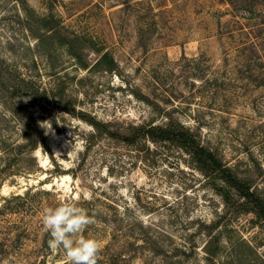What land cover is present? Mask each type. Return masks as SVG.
<instances>
[{
  "label": "rangeland",
  "instance_id": "1",
  "mask_svg": "<svg viewBox=\"0 0 264 264\" xmlns=\"http://www.w3.org/2000/svg\"><path fill=\"white\" fill-rule=\"evenodd\" d=\"M227 5L0 0V206H9L0 221L2 233H12L0 242V264H66L42 223L44 209L64 201L95 220L81 235L100 242L97 264H166L163 250L134 255L153 239L188 246L214 238L222 246L217 264L232 243L255 256L249 242L264 261V219L238 198L227 203L215 186L221 181L181 147L98 135L85 118L122 132L184 121L264 194V82L255 77L264 69L225 57L230 45L218 31L219 18L231 15ZM263 20L264 13L245 19L258 27ZM106 50L112 69L98 62ZM27 130L39 135L35 149ZM198 249L191 264H213Z\"/></svg>",
  "mask_w": 264,
  "mask_h": 264
},
{
  "label": "trees",
  "instance_id": "2",
  "mask_svg": "<svg viewBox=\"0 0 264 264\" xmlns=\"http://www.w3.org/2000/svg\"><path fill=\"white\" fill-rule=\"evenodd\" d=\"M228 5V13L230 17L226 21H222L219 18V24L221 28L218 34L224 38H227L226 43L230 45L225 49L227 59H235L238 63H243L249 67H261L264 69V26H260L257 21L247 24L245 19L256 18L258 15L264 13V0H224ZM264 22V20H263ZM225 30L223 29V26ZM257 27V28H256ZM223 29V30H222ZM79 59L81 56L76 51H71ZM100 64L103 62L106 68L112 69L116 64L114 57L109 51H104L98 61ZM264 82V73L255 76ZM86 115H82L85 117ZM89 119L90 123L95 128V133L98 135H105L116 139H123L128 142H135L140 137H147L153 141H163L174 143L186 151L192 162L205 173L207 176L212 177L214 180L218 179L221 182L215 183L219 193L223 196L227 203H230L234 198H238L240 205L254 211L259 217L264 219V194L257 188L252 187L248 180L239 176L231 166L226 164L216 152L204 144L196 131L184 121L174 120L172 117L164 123L143 122L133 125V129L130 132H122L118 129L110 127L108 122L97 119L96 117H85ZM27 138H31L32 148L39 146V135L33 134L30 130L26 131ZM1 174V169H0ZM2 182L0 181V187ZM238 195V197H237ZM13 198L25 199L26 193H13ZM10 197H5V200ZM8 206V203H2L0 211H3ZM3 224L0 221V242L5 243V239H9L11 232L2 233ZM46 241L49 240V232L45 229L44 232ZM155 245L138 243L135 247L136 255L144 248L152 250L159 249L167 253L169 258L166 264H191V256L198 258L200 251L199 247L204 251L203 257L208 263L217 264L218 257L221 256L222 246L219 243H215L214 238L207 239L203 244L198 245L192 243L191 245L185 244H171L167 245L162 243L158 239H153ZM245 239H241V242H245ZM148 242V241H147ZM247 242V241H246ZM48 243V242H47ZM6 244V243H5ZM135 245L134 241L132 243ZM249 246L255 256L251 254H243L238 250V243H232L229 254L224 259H219V264H264L263 260L258 259V254L253 249L251 243ZM47 246V245H46ZM162 252V251H161Z\"/></svg>",
  "mask_w": 264,
  "mask_h": 264
},
{
  "label": "clouds",
  "instance_id": "3",
  "mask_svg": "<svg viewBox=\"0 0 264 264\" xmlns=\"http://www.w3.org/2000/svg\"><path fill=\"white\" fill-rule=\"evenodd\" d=\"M42 223L50 234L49 248H62L66 254V264H97L100 242L81 235L89 225L95 223L85 209L74 202L64 201L54 208H45Z\"/></svg>",
  "mask_w": 264,
  "mask_h": 264
}]
</instances>
